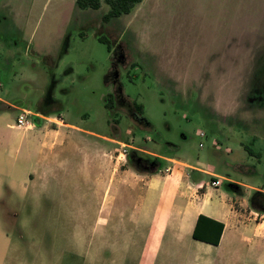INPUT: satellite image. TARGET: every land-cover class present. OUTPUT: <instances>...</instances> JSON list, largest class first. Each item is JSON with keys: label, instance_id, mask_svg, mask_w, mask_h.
<instances>
[{"label": "rangeland", "instance_id": "rangeland-1", "mask_svg": "<svg viewBox=\"0 0 264 264\" xmlns=\"http://www.w3.org/2000/svg\"><path fill=\"white\" fill-rule=\"evenodd\" d=\"M109 10L104 1L83 10L77 0H0V264H106L108 256L74 228L99 212L84 197L78 151L65 153L71 164L57 169L49 196L33 197L28 133L9 127L22 110L63 112L128 145L124 171L172 172L143 152L152 151L228 176L250 196L264 191V0H143L105 22ZM84 208L86 216L72 215ZM246 210L242 219L264 234V198ZM125 255L135 264L136 247Z\"/></svg>", "mask_w": 264, "mask_h": 264}, {"label": "crops", "instance_id": "crops-1", "mask_svg": "<svg viewBox=\"0 0 264 264\" xmlns=\"http://www.w3.org/2000/svg\"><path fill=\"white\" fill-rule=\"evenodd\" d=\"M29 112L35 117L31 128L9 127L28 133L26 155L31 163L24 175L35 191L33 197L43 200L49 196L58 180L57 169L71 164L65 153L78 151L82 157L78 172L89 183L84 197L90 203L96 200L99 212L92 223L78 220L74 228L88 231L100 256L108 255L106 264H128L125 252L135 247V264L170 260L178 264H245L253 253L264 264V234L242 219L247 203L253 204V195L246 193L244 184L176 157L144 150L162 159L172 172L124 171L119 165L126 159L122 150L128 145L92 128L68 123L63 112L58 116L43 108ZM217 181L220 186H213ZM256 192L264 194L263 190ZM88 212L84 208L72 215L86 216ZM200 217L198 234L211 242L194 238Z\"/></svg>", "mask_w": 264, "mask_h": 264}, {"label": "trees", "instance_id": "trees-1", "mask_svg": "<svg viewBox=\"0 0 264 264\" xmlns=\"http://www.w3.org/2000/svg\"><path fill=\"white\" fill-rule=\"evenodd\" d=\"M103 1L105 2V4L109 5V7H110V10L104 16V21L110 22L114 18H118V17H121L122 15L130 14L132 12V10L135 8V6L140 4L143 0H77V5L80 9H83V10H86V9L98 10L101 8ZM99 41L101 43L108 45L109 51L113 53L112 54V58H113V56L115 55L114 54L115 47L112 46L110 40L104 36H100ZM112 64H114L113 60H112ZM112 76H113L112 72H110L106 76V83H108L109 79L112 78ZM118 85L120 87H122V84L120 82H118ZM114 100H115V97L113 94H109L107 96L106 107H107V109H109V111H112V109L114 108ZM135 106H136V109L138 111H140V112L143 111L142 105L135 104ZM248 152L250 154H252L251 151L248 150ZM147 160H148V162H150V164L152 163V161L150 159H147ZM152 160H154V159H152ZM232 186L235 187V185H232ZM258 197L264 198V194L261 192H256V194L252 198V201H254V199H256ZM201 219H202V217L199 218L197 228L194 232V238L197 240L211 242V241H208V240L202 238L198 234V228H199ZM219 240H220V235H219V238L214 242V244H216V245L219 244Z\"/></svg>", "mask_w": 264, "mask_h": 264}, {"label": "built area", "instance_id": "built-area-1", "mask_svg": "<svg viewBox=\"0 0 264 264\" xmlns=\"http://www.w3.org/2000/svg\"><path fill=\"white\" fill-rule=\"evenodd\" d=\"M32 114L29 111L23 110L21 112V114L19 115V117L17 118V122H16V127L18 128H23V129H29L34 125V121L31 120L30 116ZM61 120V119H60ZM56 125L58 124L57 122ZM203 136V134H202ZM123 154L126 155V151H123ZM213 186L215 187H219L220 186V182H214Z\"/></svg>", "mask_w": 264, "mask_h": 264}]
</instances>
